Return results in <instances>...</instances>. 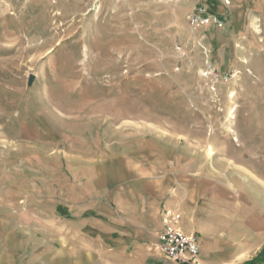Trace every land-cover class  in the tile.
Here are the masks:
<instances>
[{
  "label": "rangeland",
  "instance_id": "obj_1",
  "mask_svg": "<svg viewBox=\"0 0 264 264\" xmlns=\"http://www.w3.org/2000/svg\"><path fill=\"white\" fill-rule=\"evenodd\" d=\"M199 3L0 0V264H171L83 239L62 208L79 187L160 206L189 157L261 184L241 204L264 213V32H193Z\"/></svg>",
  "mask_w": 264,
  "mask_h": 264
},
{
  "label": "crops",
  "instance_id": "obj_2",
  "mask_svg": "<svg viewBox=\"0 0 264 264\" xmlns=\"http://www.w3.org/2000/svg\"><path fill=\"white\" fill-rule=\"evenodd\" d=\"M227 1H230L229 5L225 0H209L211 11L227 20V26L218 30L244 28L246 33L253 34L252 29L258 27L264 32V0ZM250 37L251 41H257L258 35ZM220 140L215 136L210 138L208 148L213 147V153L221 149ZM183 164L174 162L176 177L161 199L165 202L153 208L146 207L144 202L142 206L123 211L116 205L111 191H88L79 187L73 193L78 204L61 203L63 213L73 215L72 222L77 221L74 230H69L78 231L83 239L95 241L113 253H122L128 249L131 251V247L154 244L156 238L151 231L159 225L154 226L155 219L164 208L176 209L184 216V230L199 236L202 245L199 264H245L252 261L264 248V213L253 201L241 204V197L245 188L249 195L261 202V184L204 176L224 171H218L214 161L204 170L196 169L195 160L190 157L186 167H182ZM84 204V209L77 214V209ZM52 214H56L55 209Z\"/></svg>",
  "mask_w": 264,
  "mask_h": 264
},
{
  "label": "built area",
  "instance_id": "obj_3",
  "mask_svg": "<svg viewBox=\"0 0 264 264\" xmlns=\"http://www.w3.org/2000/svg\"><path fill=\"white\" fill-rule=\"evenodd\" d=\"M225 3L229 5L230 1L225 0ZM187 18L193 32L208 27L223 29L227 26L226 18L214 14L211 7L204 3H199ZM208 70L205 71V76L221 79L219 72L211 65ZM183 218L178 210L164 208L160 213V223L153 230L156 241L150 249L155 250L160 257L171 264H199L202 253L201 241L198 234H189L184 230Z\"/></svg>",
  "mask_w": 264,
  "mask_h": 264
},
{
  "label": "trees",
  "instance_id": "obj_4",
  "mask_svg": "<svg viewBox=\"0 0 264 264\" xmlns=\"http://www.w3.org/2000/svg\"><path fill=\"white\" fill-rule=\"evenodd\" d=\"M245 264H264V248L252 261Z\"/></svg>",
  "mask_w": 264,
  "mask_h": 264
},
{
  "label": "bare ground",
  "instance_id": "obj_5",
  "mask_svg": "<svg viewBox=\"0 0 264 264\" xmlns=\"http://www.w3.org/2000/svg\"><path fill=\"white\" fill-rule=\"evenodd\" d=\"M208 154H210L211 156L214 155L212 148H208Z\"/></svg>",
  "mask_w": 264,
  "mask_h": 264
},
{
  "label": "water",
  "instance_id": "obj_6",
  "mask_svg": "<svg viewBox=\"0 0 264 264\" xmlns=\"http://www.w3.org/2000/svg\"><path fill=\"white\" fill-rule=\"evenodd\" d=\"M34 80V77H32V81Z\"/></svg>",
  "mask_w": 264,
  "mask_h": 264
}]
</instances>
